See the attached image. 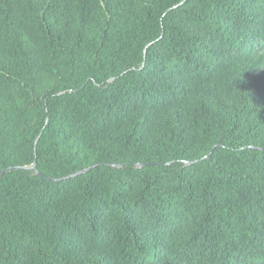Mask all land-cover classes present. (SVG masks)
Listing matches in <instances>:
<instances>
[{
  "label": "trees",
  "instance_id": "trees-1",
  "mask_svg": "<svg viewBox=\"0 0 264 264\" xmlns=\"http://www.w3.org/2000/svg\"><path fill=\"white\" fill-rule=\"evenodd\" d=\"M8 166L0 264H264V0H0Z\"/></svg>",
  "mask_w": 264,
  "mask_h": 264
},
{
  "label": "water",
  "instance_id": "water-1",
  "mask_svg": "<svg viewBox=\"0 0 264 264\" xmlns=\"http://www.w3.org/2000/svg\"><path fill=\"white\" fill-rule=\"evenodd\" d=\"M19 168H25V167L24 166H8V167H5V168L1 169L0 173H4L6 171L16 170V169H19ZM82 171H86V169H84Z\"/></svg>",
  "mask_w": 264,
  "mask_h": 264
}]
</instances>
